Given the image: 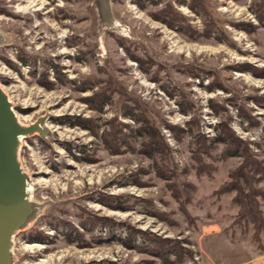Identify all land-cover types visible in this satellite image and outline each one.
Here are the masks:
<instances>
[{
	"label": "rangeland",
	"instance_id": "obj_1",
	"mask_svg": "<svg viewBox=\"0 0 264 264\" xmlns=\"http://www.w3.org/2000/svg\"><path fill=\"white\" fill-rule=\"evenodd\" d=\"M110 1L114 26L100 28L94 0H0V85L24 125L48 115L43 125L50 132L44 139L33 134L20 141L18 157L30 177V199L40 206L33 220L13 238V264H108L107 260L132 264L141 259L164 264L146 251L127 250L112 241L97 222L89 230L82 229L76 217L82 212L178 239L183 248L192 251V258L186 255L176 260L172 256L166 264H264L259 258L264 251L251 237L252 226L233 224L238 211L232 201L234 193H216L241 160L231 157L223 161L220 145L207 155L198 154L192 135L185 134L178 141L175 132L166 127L186 129L194 118L197 133L212 139L225 120L233 134L264 160V25L250 8L253 0H212L215 18L233 44L188 40L176 29L153 20L132 0ZM167 1L158 0L155 7ZM171 2L192 27L203 30L199 13ZM245 23L256 29L249 33L241 28ZM126 48L153 61L148 71L140 68ZM19 53L35 56V64L22 65L16 57ZM241 64L262 70L261 76L236 70ZM186 65L200 66L202 78L188 75L189 71L179 73ZM105 70L112 71L127 91L162 117L158 127L173 169L168 182L138 151L112 154L103 145L101 136L111 117L134 124L111 103L97 113L81 101L92 91L80 92L77 87L90 76L104 79L101 72ZM43 71L54 84L52 89L40 84ZM153 72L159 81L151 79ZM211 80L221 87L209 90ZM162 84L181 88L193 109L182 112L178 95H169ZM210 100L223 109L216 112ZM61 115L92 118L99 137L79 126L59 124L54 119ZM135 146L138 148L137 143ZM168 183L177 189L183 183L193 186L191 201L185 205L187 214ZM256 187L264 189V177ZM102 195L120 196L127 206L111 210L100 203ZM259 202L264 216V199ZM151 212L166 214L170 221ZM63 222L82 232L78 242L91 244L81 248L73 239L68 241ZM113 232L125 237L124 228ZM37 233L47 236L43 243L27 241L28 234L36 237ZM137 243L148 244L140 238ZM261 243L264 250V232Z\"/></svg>",
	"mask_w": 264,
	"mask_h": 264
},
{
	"label": "trees",
	"instance_id": "obj_2",
	"mask_svg": "<svg viewBox=\"0 0 264 264\" xmlns=\"http://www.w3.org/2000/svg\"><path fill=\"white\" fill-rule=\"evenodd\" d=\"M157 1L158 0H132L138 8L145 10L153 20L159 21L171 29H176L182 37L188 40L201 39L204 42H208L213 39L218 41L227 40L229 43L233 44L221 28V22L215 18L216 13L214 11L215 8L212 0H172L177 4L186 5L189 9L194 10L202 16L204 24L202 31L192 27L189 23V18L181 14L180 11L175 8L171 0L167 1L160 8L155 7ZM147 4H151V7H148ZM250 8L257 21L263 26L264 0H253ZM241 25H243L241 28L249 33L253 29H256V26L251 23ZM120 44L122 45L121 42ZM126 51L131 58L138 61L140 68L144 71H148L149 66L151 67L153 64V61H151L149 57L143 58L138 54L131 52L128 48H126ZM16 57L22 65L35 64V56L32 57L19 53ZM7 63L14 66V64L8 61ZM199 67L200 66L189 67L186 65L179 70V73L186 74L187 71H189L188 75L196 78H202L203 71H201ZM235 69L239 71H250L256 76H261L260 71H262L253 68L248 64L235 66ZM101 73L106 75V79L90 76L87 78L86 82L77 87L80 92L88 90L92 91L89 95L80 98L81 101L86 103L89 109L97 113H100L103 110L105 104L111 103L116 106V110L119 111L118 114H121L134 122L132 125L118 121L116 115L111 117L107 121L108 130H106L101 136L103 145L112 154H121L129 150L130 152L138 151L137 153L145 156L152 162V166L156 174L168 182L173 176V169L169 156V149L164 143L158 127L159 121H163L162 117H160L158 112L149 108V106L142 102L136 95H134V93L127 91L126 87L121 84L112 71L108 72L105 70ZM55 74L59 79L60 72L58 69L55 70ZM41 77L43 80L40 84L47 89H52L54 84L48 81L45 71L42 72ZM151 79L159 81L160 77L153 72ZM96 85H99V88L93 90ZM216 85L214 84V80H211L207 88L211 90L216 87H221ZM162 88L171 96L178 95L182 112H188L193 109L192 102L187 99L186 93L183 92L181 88L177 89L175 87H170L169 85L167 86L166 84H162ZM210 103L216 112L223 109L222 105L212 102V100H210ZM54 120L59 124L79 126L84 130H88L95 137H99L97 126L92 121V118L61 115ZM166 127L175 132V136L178 141H180L185 134L192 135L196 145L199 146V149L196 150L198 154L207 155L210 151L220 145L222 146L220 154L222 155L223 161L231 157L239 158L241 160L237 167L229 172L228 179L220 186L216 193H234L232 201L238 206V211L233 220V224L245 226L250 224L252 226L251 237L257 243L259 250L263 252L261 233L264 232V216L260 209L259 201L260 199H264V189L261 187L258 188L256 185L264 177V160H259L248 148L247 143L238 139L233 134L231 129L228 128L225 120L220 127L219 133L212 139H206L204 136L197 133V120L194 118H192V120L188 123L186 129H180L170 124H166ZM124 128H126V130H124ZM135 143H137L138 148H135ZM74 158L76 160L79 159L78 157ZM85 161L93 162L94 160L86 159ZM170 183H168V185H170L172 196L178 201L182 211L187 214L185 205L191 201V189L193 186L190 183H183L182 188L177 189L176 187L173 188V185ZM101 197L102 198H99L100 203L107 206L111 210H124L127 206L122 201L120 196L102 195ZM136 201L139 200L136 199ZM151 213L160 220L170 221L166 214L159 212ZM76 217L78 218V223L82 229L84 228L85 230H89L87 227L89 226L91 228L93 225L95 226L94 223L97 222L109 232V237L112 241H117L127 250L146 251L156 260L158 259L164 264L170 262L172 256H174L176 260H181V258L186 255L192 258V251L183 248L181 245L182 242L178 239L162 238L152 232L137 229L134 226L125 224V222L116 221L107 216H92L90 213L82 212L78 213ZM87 223H89V225ZM63 224L64 227H66L65 234L68 241L73 239L72 242L77 243V245L81 248L91 244L88 241L78 242L80 236H82V232L70 223L63 222ZM119 228H124L125 237L121 238L113 232ZM73 234L74 237H72ZM46 238L47 236H44L42 233H37L36 237L29 234L26 236L27 241L39 243H43ZM138 238L148 244L137 243ZM97 239L98 241L102 240V238L99 237H97ZM107 263L127 264L126 260L122 262L107 260ZM92 264L98 263L92 262ZM132 264H156V261L141 259L140 261Z\"/></svg>",
	"mask_w": 264,
	"mask_h": 264
},
{
	"label": "water",
	"instance_id": "obj_3",
	"mask_svg": "<svg viewBox=\"0 0 264 264\" xmlns=\"http://www.w3.org/2000/svg\"><path fill=\"white\" fill-rule=\"evenodd\" d=\"M110 0H94L100 28L114 24ZM3 36L0 33V44ZM48 115L24 125L16 116L0 85V264H13L14 236L35 217L38 204L28 197L29 175L23 170L18 152L22 138L33 134L50 135L43 126Z\"/></svg>",
	"mask_w": 264,
	"mask_h": 264
},
{
	"label": "bare ground",
	"instance_id": "obj_4",
	"mask_svg": "<svg viewBox=\"0 0 264 264\" xmlns=\"http://www.w3.org/2000/svg\"><path fill=\"white\" fill-rule=\"evenodd\" d=\"M113 26H114V24H113ZM115 27H117V26H115ZM120 28V27H119ZM124 29V28H123ZM120 30H121V28H120ZM119 31V30H118ZM126 31V30H125ZM122 33V32H121ZM128 33V32H127ZM16 116H17V118L20 120V118L18 117V115L16 114ZM45 122V121H44ZM46 124V123H45ZM44 126V125H43ZM46 128V127H45ZM32 190V188H31V182H30V180L28 181V185H27V192H28V197L30 198V191ZM38 206H40V205H38ZM32 247H37V245H25V248H32Z\"/></svg>",
	"mask_w": 264,
	"mask_h": 264
},
{
	"label": "crops",
	"instance_id": "obj_5",
	"mask_svg": "<svg viewBox=\"0 0 264 264\" xmlns=\"http://www.w3.org/2000/svg\"><path fill=\"white\" fill-rule=\"evenodd\" d=\"M260 259H264V255L259 257Z\"/></svg>",
	"mask_w": 264,
	"mask_h": 264
}]
</instances>
